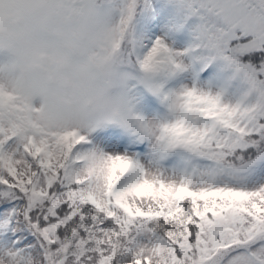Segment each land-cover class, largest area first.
Segmentation results:
<instances>
[{
    "label": "snow or ice",
    "instance_id": "obj_1",
    "mask_svg": "<svg viewBox=\"0 0 264 264\" xmlns=\"http://www.w3.org/2000/svg\"><path fill=\"white\" fill-rule=\"evenodd\" d=\"M79 2L97 86L0 87V264H264V0Z\"/></svg>",
    "mask_w": 264,
    "mask_h": 264
},
{
    "label": "clouds",
    "instance_id": "obj_2",
    "mask_svg": "<svg viewBox=\"0 0 264 264\" xmlns=\"http://www.w3.org/2000/svg\"><path fill=\"white\" fill-rule=\"evenodd\" d=\"M91 40L79 0H0V87L54 126L97 86Z\"/></svg>",
    "mask_w": 264,
    "mask_h": 264
}]
</instances>
